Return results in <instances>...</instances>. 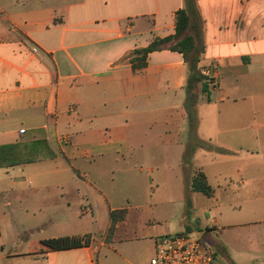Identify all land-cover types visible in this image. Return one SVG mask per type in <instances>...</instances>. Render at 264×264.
<instances>
[{"label": "crops", "instance_id": "obj_1", "mask_svg": "<svg viewBox=\"0 0 264 264\" xmlns=\"http://www.w3.org/2000/svg\"><path fill=\"white\" fill-rule=\"evenodd\" d=\"M196 5L209 94L198 85L191 134L183 55L130 64L175 34L184 0H0V146L46 141L55 154L0 168V264H149L171 234L157 211L176 207L213 264H264V0ZM199 173L211 197L191 191ZM143 177L163 200L143 194ZM171 181L184 183L183 202ZM8 231L37 247L7 252ZM66 237L82 246L42 244Z\"/></svg>", "mask_w": 264, "mask_h": 264}, {"label": "trees", "instance_id": "obj_2", "mask_svg": "<svg viewBox=\"0 0 264 264\" xmlns=\"http://www.w3.org/2000/svg\"><path fill=\"white\" fill-rule=\"evenodd\" d=\"M185 8L177 12L175 34L166 38H156L146 48L134 51L130 64L134 72L141 71L147 65L150 53L168 49L183 55L188 66L186 82V111L188 114L190 132L197 127L198 94L196 88L201 84V91L209 94L208 79L203 76L199 63L204 53L203 21L198 11L196 0H184ZM200 148H212L210 144L198 141ZM44 152V153H43ZM55 154L46 141L32 144H15L0 146V168L11 167L23 163L53 158ZM191 191L199 192L208 197L214 194V189L208 185L205 176L199 173L191 183ZM113 216V215H112ZM42 244L49 250H66L81 247L80 238H57L43 241Z\"/></svg>", "mask_w": 264, "mask_h": 264}, {"label": "rangeland", "instance_id": "obj_3", "mask_svg": "<svg viewBox=\"0 0 264 264\" xmlns=\"http://www.w3.org/2000/svg\"><path fill=\"white\" fill-rule=\"evenodd\" d=\"M198 88H196L197 92ZM194 130H192L191 134H193ZM211 146V145H210ZM212 147V146H211ZM205 150H207L208 152H213V148H206ZM189 159V158H188ZM190 161V160H188ZM144 178V177H143ZM184 183H178L176 181H171L170 184H168V194H170V196L173 198L174 202H183V200L180 198V194L182 193L183 195V186ZM141 186L143 189V194L147 195L149 198H151L153 200V203H157L161 200L164 199L165 196L164 195V187L163 186H158L157 185H151L148 183V178H144L141 181ZM150 191H154L155 195H151L149 196L148 194L150 193ZM199 197L201 198H205L203 195H199ZM186 202L188 201L187 199L185 200ZM190 203L193 202L194 204L198 205V200L194 199V198H190ZM159 209V207H158ZM186 210L187 208H180V207H176V210H173L172 213H164L161 209H159L158 212V216L157 219L160 221V225L163 226L162 228L165 227H169L171 229V234L174 233H179L184 231V224L185 222L188 221L187 219V215H186ZM199 215V217L201 218L200 214L197 213ZM192 235H194L195 237H199L200 239L202 238V235L200 232H189ZM23 235H20V237L16 236V233H11L10 231L6 232L5 234V238H6V251L7 252H22V251H27L29 249H34L37 246V243L35 241V239L32 240H26L27 237L25 236L26 234L24 233V231L22 232ZM165 234H163L162 236H164ZM215 237V236H214ZM203 243L207 244L206 246L208 247V249H210L212 251V247L210 246L209 243L206 242V240L204 238H202Z\"/></svg>", "mask_w": 264, "mask_h": 264}, {"label": "built area", "instance_id": "obj_4", "mask_svg": "<svg viewBox=\"0 0 264 264\" xmlns=\"http://www.w3.org/2000/svg\"><path fill=\"white\" fill-rule=\"evenodd\" d=\"M33 53L37 49H32ZM25 130H20L24 134ZM156 252L149 264H213L214 254L203 243L187 231L165 234L156 238Z\"/></svg>", "mask_w": 264, "mask_h": 264}]
</instances>
